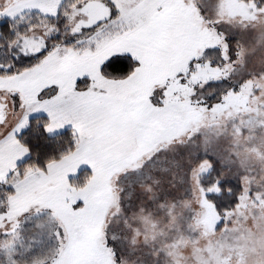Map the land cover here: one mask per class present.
I'll list each match as a JSON object with an SVG mask.
<instances>
[{
    "label": "snow or ice",
    "instance_id": "1",
    "mask_svg": "<svg viewBox=\"0 0 264 264\" xmlns=\"http://www.w3.org/2000/svg\"><path fill=\"white\" fill-rule=\"evenodd\" d=\"M258 25L264 0H0V247L8 264H17L29 213L41 237L47 231L58 244L34 264H124L109 215L123 217L133 245L141 236L159 241V251L180 264L186 241L168 235L172 224L182 232L186 219L193 237L227 233L248 219L249 205L264 209V177H250L246 163L253 153L264 159L246 136L264 129V105L251 106L264 90V69H250L255 49L232 34L255 36ZM62 134L68 143L57 149L51 141ZM174 143L185 149L180 183L194 209L183 197L165 206L156 194L160 181L145 175L139 183L158 202L154 211L141 203L130 220L111 176H139ZM34 154L36 165L21 168ZM84 171L95 174L90 190L72 195L68 185ZM160 213L171 222L166 231H157ZM223 248L197 259L231 264ZM237 256L244 264L243 252Z\"/></svg>",
    "mask_w": 264,
    "mask_h": 264
},
{
    "label": "rangeland",
    "instance_id": "2",
    "mask_svg": "<svg viewBox=\"0 0 264 264\" xmlns=\"http://www.w3.org/2000/svg\"><path fill=\"white\" fill-rule=\"evenodd\" d=\"M232 34L242 38L247 48L255 49L253 57L250 58V69L256 72L264 69V26L258 25V31L255 36L251 33H241L239 30ZM258 104L264 105V90L255 93L252 97L251 106L256 107ZM261 111L264 112V107L261 108ZM241 118L248 119V115L245 114ZM228 127L231 128V123L228 124ZM246 136H254V139L248 145L249 149L256 148L260 153L264 154V129L258 128L254 133H246ZM221 147L224 149L223 155L227 157L228 149L230 148L229 141L227 139L222 140ZM162 148L163 150L153 157L151 161L144 163L143 171L139 176L131 172L125 175L121 171L115 172L111 176V189L119 197L120 203L127 209L130 220L132 213L137 210L141 203H143L145 209L154 211L156 208L158 201L150 199L139 183L140 177L145 175H151L153 180L160 181V187L156 188V194L160 200L165 202V206L171 203L172 198L183 197L184 205L188 209H194L191 191L187 189L186 183H180L181 174L178 163L185 158L183 155L185 152L184 147L179 143H174L172 145H163ZM246 163L250 169L248 173L250 177L254 176L256 181L264 177V159L258 160L255 157V153H253ZM236 171L237 169L233 167L228 174L233 175ZM174 173L175 176L173 175ZM90 176L88 181L81 186H76L71 181V184L68 185L72 190L71 194L78 195L89 191L95 174L91 172ZM237 181L239 182V180ZM147 183H151V181ZM249 208L250 211L245 213L248 219L244 221L238 218L229 226L227 233L218 231L215 234L204 235L201 230V235L193 237L188 234L186 219L181 221V224L184 225L182 232H178L177 225L172 224V232L168 233V235H183V239L186 241V244L182 243L179 248L181 253L179 257L180 264H200V260L197 259L198 256L207 259L212 254L208 250L211 248L214 253L219 249L220 245H224L222 258L226 260L231 256V264H241L237 256L238 252H243L245 257L244 264H264V247H262L264 246V209H254L251 205H249ZM190 215L191 211L185 212V218ZM31 217L33 218H30L27 223V225H30L27 232L21 234L22 243L17 245V264H34V262H38L42 258L54 255L58 250L56 238L50 236L47 231L41 237L37 229L33 227L36 217L33 213ZM153 219L157 222V231L160 229L166 231L171 223L166 213H160L154 216ZM108 220L114 226L108 229L109 235H114L121 242L124 251V264H174L171 257L167 256L164 251H159L161 248L159 241L155 245L151 242L145 243L141 236L137 237V244L133 245L131 242L133 233L124 227L122 216L113 219L109 215ZM116 225L118 227H115ZM236 229H239V231H236ZM141 231L142 233L144 232L143 225H141ZM197 249L200 251L197 252ZM0 264H8L6 251L2 247H0Z\"/></svg>",
    "mask_w": 264,
    "mask_h": 264
},
{
    "label": "trees",
    "instance_id": "3",
    "mask_svg": "<svg viewBox=\"0 0 264 264\" xmlns=\"http://www.w3.org/2000/svg\"><path fill=\"white\" fill-rule=\"evenodd\" d=\"M47 139V138H45ZM52 143H55L57 145V149H60V148H63L67 145L68 143V135H60V136H57V137H54L53 140L51 141ZM54 156H57V153L54 151L52 153H49L46 157H43L39 163L41 165V167H43V163L45 160H48V159H52ZM58 158V157H57ZM37 163V160L35 158V154L33 156V159L27 161L24 165H21V168H29V166H35ZM255 167V166H254ZM91 172H88V171H84V172H81L80 175L73 179L72 182L77 186H81V185H84L88 179L91 177ZM240 182V181H239ZM239 182L235 181L234 183V189H235V192L238 194L240 189L238 187L239 185ZM4 190H0V193H2ZM234 203V197L232 200H229L227 201V204L229 207L232 206V204Z\"/></svg>",
    "mask_w": 264,
    "mask_h": 264
},
{
    "label": "crops",
    "instance_id": "4",
    "mask_svg": "<svg viewBox=\"0 0 264 264\" xmlns=\"http://www.w3.org/2000/svg\"><path fill=\"white\" fill-rule=\"evenodd\" d=\"M70 184H71V182H70ZM72 195H74V194H72ZM31 215H32V213H29L28 214V216L26 217V218H22V226H21V234H24V233H26L27 232V230H28V228H29V226L30 225H27V223H28V221L30 220V218L32 219L33 217H31ZM27 234H29V233H27ZM56 241V240H55ZM56 247H57V245H56Z\"/></svg>",
    "mask_w": 264,
    "mask_h": 264
}]
</instances>
